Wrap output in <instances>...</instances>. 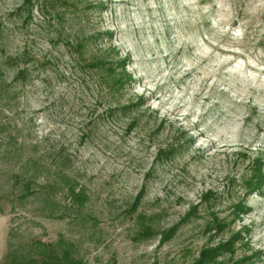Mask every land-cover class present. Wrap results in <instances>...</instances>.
I'll return each instance as SVG.
<instances>
[{"label":"rangeland","instance_id":"rangeland-1","mask_svg":"<svg viewBox=\"0 0 264 264\" xmlns=\"http://www.w3.org/2000/svg\"><path fill=\"white\" fill-rule=\"evenodd\" d=\"M0 93L3 146L62 150L90 198L14 206L2 147L0 264L12 228L90 264H264V0H0Z\"/></svg>","mask_w":264,"mask_h":264},{"label":"trees","instance_id":"trees-1","mask_svg":"<svg viewBox=\"0 0 264 264\" xmlns=\"http://www.w3.org/2000/svg\"><path fill=\"white\" fill-rule=\"evenodd\" d=\"M130 79L132 80L131 77ZM1 131L0 128V134ZM2 147H5V162H15L16 166L11 174L10 191L6 196L14 206H23L33 198H42L41 217L64 220L83 213L90 198L67 170L72 164L70 155L65 156L60 150L58 155L51 158L41 153L36 157H26L25 143H20L18 139L4 140V146L0 140V151ZM258 164V186H261L264 184V173L261 174L263 164ZM59 193L64 194L67 203L62 204L58 199ZM240 209L246 211L244 207ZM18 232L19 230L12 228L8 234L7 253L3 264H90L81 255L78 245L62 235L55 242H44L39 239H24Z\"/></svg>","mask_w":264,"mask_h":264}]
</instances>
